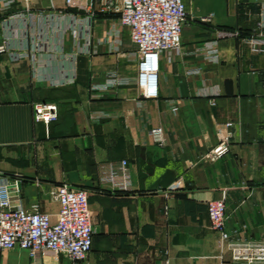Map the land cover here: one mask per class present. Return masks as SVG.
I'll return each instance as SVG.
<instances>
[{
  "label": "crops",
  "instance_id": "obj_1",
  "mask_svg": "<svg viewBox=\"0 0 264 264\" xmlns=\"http://www.w3.org/2000/svg\"><path fill=\"white\" fill-rule=\"evenodd\" d=\"M110 1L121 0L0 2V43L28 53L0 54V170L15 176L14 201L56 217L59 183L87 189L95 234L82 264H250L221 244L208 202L225 199L234 238L264 244V43L248 42L264 41V0H183L182 45L162 54L151 99ZM41 102L58 120L35 119ZM228 122L229 151L213 158ZM124 160L128 189L108 179ZM0 264L72 263L13 249Z\"/></svg>",
  "mask_w": 264,
  "mask_h": 264
},
{
  "label": "built area",
  "instance_id": "obj_2",
  "mask_svg": "<svg viewBox=\"0 0 264 264\" xmlns=\"http://www.w3.org/2000/svg\"><path fill=\"white\" fill-rule=\"evenodd\" d=\"M16 0H0L3 8H9ZM27 2L32 0H26ZM73 0H67L68 3ZM119 14L120 24L129 30L136 45L138 57L137 84L145 98L159 95V72L161 57L165 52L178 50L182 45V31L188 20L183 0H121L110 1L102 9ZM211 15L200 17L201 21H211ZM264 24V11H263ZM253 50L264 41L249 39ZM9 53L13 58L27 56L25 50H13L7 43H0V54ZM67 84L73 79L56 80ZM59 118V108L54 102H41L35 105V119L50 124ZM233 125L228 122L218 128V145L209 156L221 157L229 151ZM151 134L163 143V128L154 127ZM128 162L122 161L120 171L112 170L108 179L123 189L132 186L128 172ZM13 175L0 170V252L13 249L27 250L31 259L37 257L63 256L72 264L84 263L93 247L95 226L89 205V192L83 187L68 182L59 183L53 195L60 204L56 217L40 210L38 205L27 209L13 199ZM225 199L208 202V215L211 227L220 233V242L226 243L235 262L250 264L264 262V244L251 240L234 238L227 230Z\"/></svg>",
  "mask_w": 264,
  "mask_h": 264
}]
</instances>
